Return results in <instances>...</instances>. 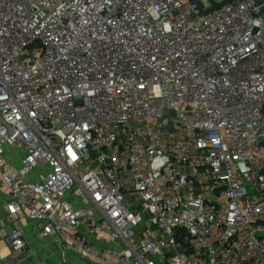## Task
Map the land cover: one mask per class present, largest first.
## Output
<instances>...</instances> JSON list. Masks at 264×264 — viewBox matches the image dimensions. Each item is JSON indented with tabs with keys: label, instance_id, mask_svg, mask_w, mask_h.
I'll return each instance as SVG.
<instances>
[{
	"label": "built area",
	"instance_id": "built-area-1",
	"mask_svg": "<svg viewBox=\"0 0 264 264\" xmlns=\"http://www.w3.org/2000/svg\"><path fill=\"white\" fill-rule=\"evenodd\" d=\"M261 1L0 0V264H264Z\"/></svg>",
	"mask_w": 264,
	"mask_h": 264
},
{
	"label": "crops",
	"instance_id": "crops-1",
	"mask_svg": "<svg viewBox=\"0 0 264 264\" xmlns=\"http://www.w3.org/2000/svg\"><path fill=\"white\" fill-rule=\"evenodd\" d=\"M10 157V156H8ZM14 161L12 158H9ZM13 224L5 221V206L0 196V235L6 233L7 228H12ZM22 229L28 239L32 253H24L21 264H89L71 254L62 251L56 244L41 239L34 226L30 223L22 222ZM49 257H54L55 262L50 263Z\"/></svg>",
	"mask_w": 264,
	"mask_h": 264
},
{
	"label": "rangeland",
	"instance_id": "rangeland-1",
	"mask_svg": "<svg viewBox=\"0 0 264 264\" xmlns=\"http://www.w3.org/2000/svg\"><path fill=\"white\" fill-rule=\"evenodd\" d=\"M10 157H13L12 154H10ZM15 159H17V158H15ZM49 262L50 263L55 262L54 257H49Z\"/></svg>",
	"mask_w": 264,
	"mask_h": 264
},
{
	"label": "water",
	"instance_id": "water-1",
	"mask_svg": "<svg viewBox=\"0 0 264 264\" xmlns=\"http://www.w3.org/2000/svg\"><path fill=\"white\" fill-rule=\"evenodd\" d=\"M257 2H258L259 4H261V3H262V1H261V0H257ZM263 12H264V8H263Z\"/></svg>",
	"mask_w": 264,
	"mask_h": 264
}]
</instances>
